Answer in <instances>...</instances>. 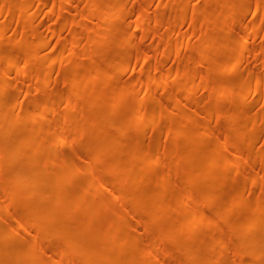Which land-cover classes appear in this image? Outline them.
I'll list each match as a JSON object with an SVG mask.
<instances>
[{
	"label": "bare ground",
	"instance_id": "6f19581e",
	"mask_svg": "<svg viewBox=\"0 0 264 264\" xmlns=\"http://www.w3.org/2000/svg\"><path fill=\"white\" fill-rule=\"evenodd\" d=\"M66 3L69 2L67 1ZM51 4L53 6L58 5L55 1H52ZM16 8L14 5V8L11 9V15H18ZM123 8V0H102L99 8V20L103 26L98 27L95 31L94 44L99 47L108 43V35L112 31H117V37L115 42L112 41L108 51L98 61L93 60L90 66L85 67L83 71V78H95L98 87L93 90L87 84L84 85L81 91L84 94L83 96L87 97L88 108L100 107V111L98 115L91 119L89 127H85L83 124L78 125L69 136H66L62 129L51 131L48 126L51 121L50 114L53 109V99L60 97L69 103L72 98V92L78 90L82 83L79 77L78 65H74L73 70L68 73V89L58 90L52 96L42 94L22 114L14 116V110L27 97V90L15 85L7 95L4 92L8 87L7 73L20 72L23 68L20 62L23 52L14 48L0 51V61L3 62L0 68V148L4 147V150L0 151V155L7 159H14L25 153V147L39 143L43 146L46 158L52 165L50 167L49 164L44 163L38 165L35 170H29L27 167H23L22 163L17 162V164L9 167L10 190L5 198L10 204L18 203L21 206V211L15 219L17 226L0 222V264H64L62 259L72 253L77 256L72 261V264H115L116 260H119L118 264H160L161 260L165 261L167 258H175L177 250L183 252L185 259L198 255L197 264H223L225 259L218 254L217 248H221L224 245L225 239H228L234 247L233 251L230 252L232 253L230 254L231 257H228L231 260L228 262L227 259V264H264V193L259 196L256 207L252 211H249L246 206L244 211L235 216L230 225L221 228L216 234L203 238L204 245L198 246L194 240V235L202 228L211 227L213 223L224 218V215L230 216L228 210L240 205L245 206L246 199L244 194L241 193L240 188H235L228 195V203L226 204L228 210L225 213L211 214L210 210L197 213L198 209L204 204L213 206L218 201L222 184L217 182V174L214 167L218 163L226 161L229 166H235L240 171H244V167H241L239 162L238 155L240 152L235 150L236 147L247 142L248 147L243 153L250 155L254 152L250 137L257 131L258 123H253L250 120L242 123L234 114H224L222 116L220 105L221 103L229 104L232 102L231 94L234 92V100L237 102L238 109L245 108L256 92L264 87V74L254 80L247 81L245 77L254 74L258 70L255 68L249 74L241 73L234 80L230 79L232 81L222 79L218 89H223L225 92L212 105L209 111L210 115H200L196 111L188 113L185 102L188 96L181 99L177 92H170L168 103L163 104V101L159 104L154 103L147 112L142 109L139 110L130 94H127L116 105L117 111H119L121 105L127 106V114L120 117L114 116L110 113L108 105L101 106L100 103H105L109 91L114 86L113 83L116 76L131 69L129 53L125 52L124 49L127 43L134 39V34H131L126 42L124 32L118 31ZM133 12V7L128 8L127 14H132ZM252 15L254 18H264V0H262L261 5L255 6ZM27 19L29 18L27 17ZM147 19L148 11L142 9L139 17L134 22L135 29H142ZM209 24L211 27L215 25V23L211 22ZM248 24L253 25L251 27H243L239 31L234 32V34L228 31L226 38H220L219 35L221 33H218L219 35L214 33L213 36L206 38V41L201 46L194 48L193 52L204 53L207 45L224 40L223 43L225 45L222 47L224 51L218 54L212 71L217 75L230 74L236 66L238 56L236 42L239 41L241 48L245 49L255 28L254 23L249 22ZM15 37L16 43L31 46L29 52L24 53V63L29 59L45 61L47 54L46 56H41V51L48 43L39 31H36L31 39L18 33ZM168 37L169 35L165 36L163 40L166 41ZM193 38L194 36H189L181 43L176 41L174 50L176 52L181 51ZM2 40H4V28L3 24L0 23V42ZM261 52V47L256 48L257 55H260ZM65 54L66 49L63 48L58 55L52 56V60L65 59ZM246 55L244 53L242 59ZM145 58L148 59L149 56L145 55ZM185 65L181 63L178 68H183ZM188 65L193 68L196 67V64H191L190 62ZM261 66L264 69V55ZM179 69H176L174 74L162 73V82L183 79L184 82L178 89L188 88V94L190 95L198 89L206 88L212 84L209 79L203 76H201L199 83L194 84L195 75L183 74ZM35 71L39 83L36 84L33 91H38L42 78L47 77V83L57 80L56 77L48 75V68L44 64L38 65ZM142 80L139 79V82H137L142 86L137 106H142L153 91H156V85L150 78ZM231 83H233V87H231ZM133 85L134 83H131L128 86ZM228 88H230V91L226 90ZM79 93L78 95H80ZM120 93L121 91H118V94ZM262 100L264 104V95ZM116 101L117 99L113 103H116ZM261 112L263 117L260 123L264 124V107L257 109L256 114ZM147 113H150L153 118L160 115L164 116L166 120H174V129L179 128L180 136L184 137L182 142L183 153L180 156L181 165L183 167L188 166L191 170L186 177V184L182 189H178V192H181L179 201H176L174 196L168 195L166 199L156 204L153 209V214L156 218L164 216L169 209L174 215L182 216L181 220L169 223L166 231L157 230V240L152 242L149 248H141L136 234H118V215L105 223H99L90 233L84 231V226H88L92 222L99 205L95 198H89L95 189H98L100 193H111L109 187H113V200L127 198L131 211L134 212L139 208L138 197L135 194H131L128 197L125 195L124 186L130 181L128 174H124L118 180V184L117 182L104 179L102 177L103 172H94L92 167L106 160L108 172L124 173L123 169L125 168L128 170L126 171L127 173L133 170L144 171L139 175L140 179L136 182V186L141 185L143 181L150 183L152 181L151 174L155 172L156 166L163 158L160 153L155 151L148 152L142 147L146 137V128L148 124L150 125L153 122L145 120L144 117H146ZM189 115H196L202 122L207 125L211 123L213 127L216 124H223L226 130L220 136L222 139L231 140L232 145L235 147L233 148L234 151L228 154L229 145L213 144L214 146L203 155L200 144L205 142L214 143L219 138L214 137V133L209 128L202 127V123L192 122ZM54 117L59 118L64 124H67L73 118L71 113L62 115L58 113L54 114ZM82 121L83 123L88 122L85 114L82 116ZM16 127H23V129L14 135L13 132ZM130 128H134V134L131 139L128 141L121 140L118 134ZM42 132H46L51 138L54 135V138L60 142L62 150L68 148L70 141L77 142L82 136L89 138L92 143L87 146H80L78 154L67 165L57 168L60 163V156L56 153L55 148L49 144V140L41 137ZM81 153H84V155H80ZM210 154L214 156V160L208 162L206 157ZM34 155L35 152H30L28 168H32ZM144 158H147L148 161L145 162L147 159L144 160ZM167 167L168 171H170L173 163H167ZM168 171L164 172L163 179H166ZM202 179L205 182L196 186L195 181ZM221 180L223 182L230 180V173L224 172L221 175ZM68 181L70 183H79L78 186L71 190V200L68 199L69 189L66 186ZM256 181H258V173H252L249 182L255 183ZM5 186V183H0L1 188ZM193 188H195V191H193ZM170 191L176 193L177 189L175 186L168 188L160 186L150 187L151 194L159 195L158 193H160L166 195ZM190 192L193 193V197H190ZM83 199H85V203L80 207L79 204ZM249 212L255 215L251 216ZM207 216L212 217V223L204 227V221ZM54 218L58 220L55 223L51 222ZM73 219L77 220V227L71 226L70 223ZM28 227L32 228L34 232L29 237H26L20 232L21 229ZM149 227L150 222L147 219H141L139 229L147 231ZM248 229L252 233L251 235L246 234ZM169 237L180 241L188 239V241L175 246L172 254L167 257L168 255H165L164 251L158 250V243ZM52 241L58 242L56 255L50 258L47 257L48 260L46 259V262H40L37 248L44 242L50 243Z\"/></svg>",
	"mask_w": 264,
	"mask_h": 264
},
{
	"label": "rangeland",
	"instance_id": "374dc122",
	"mask_svg": "<svg viewBox=\"0 0 264 264\" xmlns=\"http://www.w3.org/2000/svg\"><path fill=\"white\" fill-rule=\"evenodd\" d=\"M55 1L58 5L53 6L51 3ZM69 3H66V2ZM262 0H123V9L121 11L122 19H120L118 25V31L124 32L125 40L128 41V37L134 34V39L128 42L125 46V52L129 53L130 67L131 69L125 71L116 76L113 83L112 90L109 91L105 103L100 105H108L110 113L114 116L120 117L127 114V106L121 105L119 111L116 109V105L120 100L130 94L132 100L135 101L136 107L145 112L149 111L154 103H168L167 100L170 96V92L176 93L180 98H186V106L188 113L196 111L197 114L210 115L209 111L216 100H219L225 90L218 89L220 87V81L225 79L227 81L234 80L241 73L249 74L250 71L258 70L254 74L245 77L247 81L254 80L258 76L264 74V69L261 66L264 55V18H254L252 11L256 5H261ZM102 0H0V23L4 28V40L0 42V51L3 49L14 48L23 52L20 62L23 68L20 72H8L7 73V85L5 90L7 95L13 88V86L23 87L27 97L22 104L14 110V116H18L23 113L28 107L41 97L42 94L52 96L54 92L58 90L68 89L69 80L67 78L68 73L73 70L74 65H78L79 77L82 83L78 90L72 92V98L69 103L60 97L53 99V109L50 114L51 121L48 129L51 131H57L62 129L66 136H69L76 127L79 125H85L89 127L91 119L99 114L100 107L88 108V103L81 93L84 85H89L93 90L98 87L97 80L95 78L86 79L83 78L84 69L90 66L93 60L98 61L104 53L108 51L112 41L115 42L117 37V31H112L109 36V41L106 44L97 47L94 44V35L98 27L103 26L99 20L100 5ZM17 7L18 15H11V9ZM133 7L134 12L127 14L128 8ZM148 11V19L142 29H135L134 22L139 17L141 10ZM27 17L29 19H27ZM215 23L214 26H210L209 23ZM255 24L253 33L248 41L245 49L241 48V45L236 42V50L238 51L236 66L230 74L217 75L212 71L213 64L216 61L218 54L224 49L222 48L224 40H220L219 43L214 42L207 45L204 53L193 52L194 48H198L209 36L213 34L221 33L220 38H226L228 31L236 32L243 27ZM257 25V26H256ZM154 26H156L154 28ZM169 30V31H168ZM36 31H39L45 38L48 45L42 49L41 56H46L45 61L29 59L24 63V53L29 52L30 45H21L16 43V34H21L28 39H31ZM169 32V34H168ZM169 35L166 41L163 40L165 36ZM194 36L193 40L186 44L184 48L176 52L174 46L176 41L181 43L186 40L187 37ZM235 37V36H234ZM261 47L262 52L260 55L256 54V48ZM66 49V58L62 60H52V56L58 55L62 49ZM244 53L246 57L242 59ZM145 55L149 56L148 59ZM205 56V57H204ZM207 56V57H206ZM127 57V56H126ZM196 64V67L188 65ZM3 62L0 61V68ZM186 64L178 68L180 64ZM44 64L48 68V75L56 77L57 80L51 83H47V77L41 79V86L38 91H33L39 80L36 76L35 68ZM176 69H179L183 74L195 75V82L197 84L201 80V76L210 80V84L206 88H200L193 94H188L187 89H178L184 82L183 79L171 80L169 82H162L161 76L163 74H174ZM150 78L156 85V91L149 96V99L142 105L137 106L140 99V91L142 86L139 79ZM232 79V80H230ZM13 80V81H11ZM143 81V80H142ZM134 83L133 86H128ZM188 87V86H187ZM233 87V83H231ZM230 88L226 89L228 91ZM118 91H121L118 94ZM80 92V93H79ZM78 93L80 95H78ZM233 101L229 104L221 103L220 113L234 114L242 123L248 120L253 123H258V129L250 137L252 140V148L254 152L252 154L243 153L248 147L247 142L236 147V151L240 152L238 155L241 167H244V171H240L238 167L229 166L226 161L218 163L214 169L217 174V182L222 184L220 186L219 198L215 205L210 206L203 205L198 209L197 213L210 210L211 214L225 213L227 209L229 193L235 189L240 188L241 193L244 194L246 199L245 206L240 205L236 208H231L229 211L230 216L221 218L218 222L212 224L211 227L202 228L194 235V240L198 246L204 245L203 238L209 235L216 234L221 228L230 225L235 216L240 214L249 208L252 211L256 207V202L259 196L264 193V124L260 123L263 113L256 114L257 109L264 107L262 96L264 95V87L260 88L256 94L249 100L248 105L243 109H238L237 102H235V93L232 92ZM117 99L116 103H113ZM141 107V108H140ZM7 109V108H6ZM87 111V113H86ZM71 113L73 118L67 124H64L59 118H55L54 114ZM86 115L88 122L82 121V116ZM145 120H149L152 124H148L146 128V137L142 143V147L145 151H155L162 155V161L156 166L155 172L151 174L152 181L147 183L142 182L141 185L136 186V182L140 179L139 175L144 172L140 170L126 171L124 173H110L106 168V160L97 163L92 167V171L103 172L102 177L108 181L118 182V180L124 175H129V182L124 186L126 197L131 194H135L138 197L139 208L136 211H131L129 208L127 198L112 199L114 194L113 187H109V192L100 193L98 189H95L90 194L89 198H95L99 203L96 209V215L92 222L88 226H84L85 232L90 233L99 223H105L113 217L119 218V224L117 226L118 234L131 233L136 234L139 246L141 248H149L152 242L156 241L157 230H167L169 223L178 222L182 216L174 215L171 210L168 209L164 216L156 218L153 214V209L156 204L167 198L168 195L174 196L176 201H179L181 192H178L186 184V177L189 174L191 168L188 166H182L180 162V156L183 153L182 142L183 136L179 134V128L174 129V120H166L164 116H153L150 113L146 114ZM192 122L202 123V127L209 128L214 133V137H218L216 141L205 142L201 145L203 155L213 147V144H227L229 145L228 154L234 151L235 148L231 140L222 139L220 134L225 132L226 128L223 124H216L214 127L212 124L202 122L196 115H189ZM54 119V120H53ZM22 128L16 127L13 134L16 135ZM118 134V129H117ZM134 134V128H130L118 136L123 141H128ZM42 138H47L49 144L52 145L56 153L60 156V163L57 168H62L72 160L77 154L80 146H87L91 144V140L85 136H82L77 142L70 141L68 148L61 149V144L58 139L52 138L47 135L46 132L41 133ZM4 147L0 148L3 151ZM35 152L32 168H28L30 162V152ZM24 154H20L17 158L7 159L0 155V183H5L6 186L0 187V222H6L16 225L15 219L18 213L21 211V206L17 204H10L6 200V194L10 190V170L9 167L22 163L23 167H27L29 170H35L38 165L47 163L52 166L41 144L31 145L25 147ZM2 153V152H1ZM4 155V153H2ZM80 155H84L81 153ZM148 158V157H147ZM147 158H144L147 159ZM149 159V158H148ZM145 160V162L148 161ZM208 162L214 160L212 154L206 157ZM173 163V167L168 171L167 163ZM168 171L166 179H163L164 172ZM224 172L230 173V180L223 182L221 175ZM252 173H258V181L250 183ZM70 180V177H69ZM205 182L204 179L195 181V185L198 186ZM152 184V185H151ZM79 183H66L68 192V199L71 200V190L78 186ZM170 187L175 186L177 192H169L168 194H151L150 187ZM122 187V186H121ZM179 189V190H178ZM195 191V188H193ZM192 191V192H193ZM190 192V197H193V193ZM85 199H83L79 206L84 205ZM264 205V204H263ZM210 206V208H209ZM119 214H118V213ZM250 213V212H249ZM213 214V215H214ZM250 215H255L250 213ZM147 219L150 222L149 230L141 231L140 221L141 219ZM210 216H207L204 221V227L209 226L211 222ZM56 218L51 222H57ZM71 226L77 227L78 222L76 219L71 221ZM17 226V225H16ZM34 230L30 227L21 229V234L29 237ZM20 234V235H21ZM251 235L252 233H246ZM21 235V236H22ZM188 239L180 241L179 239L169 237L158 243V250L164 251L165 255L172 254L175 246L180 245L182 242H187ZM219 241V240H218ZM117 245V244H116ZM58 242L52 241L50 243H42L37 248V254L40 257V262H44L47 257H54L57 253ZM120 247V246H119ZM234 249L233 245L228 239H225L224 245L221 248H217L218 254L224 257L223 264H227L231 260L230 252ZM177 256L174 258H167L165 261L161 260L160 264H197L199 257L194 255L191 258L185 259V255L180 250L175 252ZM75 253L62 259L64 264H72V261L76 259ZM264 260V259H263ZM46 262V261H45ZM119 263V260L114 262Z\"/></svg>",
	"mask_w": 264,
	"mask_h": 264
}]
</instances>
